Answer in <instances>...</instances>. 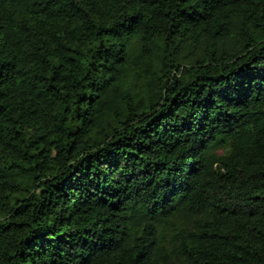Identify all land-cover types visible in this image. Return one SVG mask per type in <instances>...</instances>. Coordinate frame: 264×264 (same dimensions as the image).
<instances>
[{"label": "trees", "instance_id": "trees-1", "mask_svg": "<svg viewBox=\"0 0 264 264\" xmlns=\"http://www.w3.org/2000/svg\"><path fill=\"white\" fill-rule=\"evenodd\" d=\"M0 264H264V0H0Z\"/></svg>", "mask_w": 264, "mask_h": 264}]
</instances>
